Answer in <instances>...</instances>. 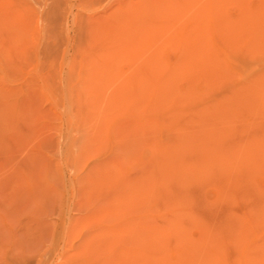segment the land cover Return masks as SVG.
<instances>
[{"label": "rangeland", "instance_id": "1", "mask_svg": "<svg viewBox=\"0 0 264 264\" xmlns=\"http://www.w3.org/2000/svg\"><path fill=\"white\" fill-rule=\"evenodd\" d=\"M0 264H264V0H0Z\"/></svg>", "mask_w": 264, "mask_h": 264}]
</instances>
